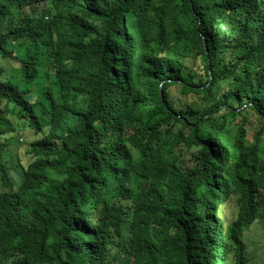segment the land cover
Here are the masks:
<instances>
[{"label": "trees", "instance_id": "16d2710c", "mask_svg": "<svg viewBox=\"0 0 264 264\" xmlns=\"http://www.w3.org/2000/svg\"><path fill=\"white\" fill-rule=\"evenodd\" d=\"M252 226L264 0H0V264H253Z\"/></svg>", "mask_w": 264, "mask_h": 264}, {"label": "rangeland", "instance_id": "374dc122", "mask_svg": "<svg viewBox=\"0 0 264 264\" xmlns=\"http://www.w3.org/2000/svg\"><path fill=\"white\" fill-rule=\"evenodd\" d=\"M14 139V138H13ZM15 140V139H14ZM18 145L16 147L13 148L12 153H16V157L17 159L20 160V162H22V164H25L28 156L25 153V145L22 142V140L18 139ZM24 142V140H23ZM15 157V156H13ZM15 173V171H14ZM223 215L225 217L226 220H230L233 215L230 212V209L228 207H225L223 209ZM260 227V226H259ZM259 227L258 226H252L251 229L247 230L245 232L247 238L249 239V247L250 250L254 249V251L256 252V256H260V258L255 259L253 264H264V254H263V242H264V238H263V234L260 233L259 231ZM261 254V255H260Z\"/></svg>", "mask_w": 264, "mask_h": 264}, {"label": "water", "instance_id": "95a60500", "mask_svg": "<svg viewBox=\"0 0 264 264\" xmlns=\"http://www.w3.org/2000/svg\"><path fill=\"white\" fill-rule=\"evenodd\" d=\"M161 85V84H160Z\"/></svg>", "mask_w": 264, "mask_h": 264}]
</instances>
